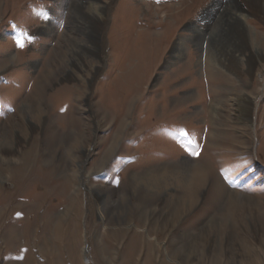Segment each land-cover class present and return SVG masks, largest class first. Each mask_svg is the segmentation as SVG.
<instances>
[{
	"label": "rangeland",
	"instance_id": "rangeland-1",
	"mask_svg": "<svg viewBox=\"0 0 264 264\" xmlns=\"http://www.w3.org/2000/svg\"><path fill=\"white\" fill-rule=\"evenodd\" d=\"M219 3L0 0V264H264V23Z\"/></svg>",
	"mask_w": 264,
	"mask_h": 264
},
{
	"label": "bare ground",
	"instance_id": "bare-ground-1",
	"mask_svg": "<svg viewBox=\"0 0 264 264\" xmlns=\"http://www.w3.org/2000/svg\"><path fill=\"white\" fill-rule=\"evenodd\" d=\"M222 4L219 3L212 5L210 10L207 11L208 13L205 15L210 17L216 9L221 11L217 13L219 17L217 20L218 22L214 26L211 35L213 43L217 45L225 43L223 41H225L226 35L228 34L227 30L234 29L235 33L232 35V40L238 45L235 47L240 49L242 44L244 45L248 42L246 35V25L244 24L247 18L246 16H254L264 23V0H223ZM188 31L191 36H196L195 39H197L198 42L203 40L201 38L202 32L195 25L190 24ZM229 38L230 36L228 35V39ZM233 41L232 45L234 46ZM235 49L231 51L232 57H236L235 54L237 53V49ZM249 103L250 100H248V98L240 100V108L242 107L241 112L244 116L248 114L247 106ZM197 174V176H200V170H198Z\"/></svg>",
	"mask_w": 264,
	"mask_h": 264
},
{
	"label": "snow or ice",
	"instance_id": "snow-or-ice-1",
	"mask_svg": "<svg viewBox=\"0 0 264 264\" xmlns=\"http://www.w3.org/2000/svg\"><path fill=\"white\" fill-rule=\"evenodd\" d=\"M17 43L21 46V47H23V43L21 42V41H17ZM182 134H184V133H182Z\"/></svg>",
	"mask_w": 264,
	"mask_h": 264
}]
</instances>
